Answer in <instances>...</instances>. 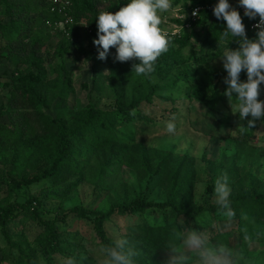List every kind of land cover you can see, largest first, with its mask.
<instances>
[{
    "label": "rangeland",
    "instance_id": "obj_1",
    "mask_svg": "<svg viewBox=\"0 0 264 264\" xmlns=\"http://www.w3.org/2000/svg\"><path fill=\"white\" fill-rule=\"evenodd\" d=\"M178 8V6L173 7L162 15V20L166 24L164 30L172 31L171 20L179 14ZM52 20L55 18H46L43 26L37 28L39 34L37 37L44 41L40 54L48 72L46 99L44 97L42 102L44 104L47 99L49 101L44 104L41 116L43 115L44 118L48 115L54 116L56 111L61 112L60 108L64 110L63 116L78 115L85 112L89 102L97 103L102 109H111L114 105V96L121 88L119 83L112 88L110 63L98 58L97 47L89 44L85 27H80L77 31L79 43L69 47L63 56L59 55L62 51L59 49L61 42L67 38L73 43L75 39L66 28L62 31L67 36H63L57 28L59 26L55 25L57 21L52 22ZM192 44L194 45V42ZM6 45V41L0 38V129L2 130L3 126L7 130H12L9 128H14L16 124L22 122H19L20 112L25 113L28 110L38 119L29 120L27 134L31 135L35 130L42 134L45 121L43 123L39 121L38 112L41 108L27 109L21 108L18 104L8 103L12 93L19 97L20 92L16 90L17 85L14 84L18 76L14 71L17 69L8 60L9 51ZM238 47L239 45L236 48ZM112 61L115 65L124 63L115 61L114 57ZM94 65L98 66L97 74L101 75V77L95 76L99 77L98 81L102 85L99 92L95 91L97 88L93 86ZM212 65L221 74L215 85L218 92L222 93L221 100L212 109L196 100H188L190 83H186L184 79H193L192 70L195 68L193 65L174 88L162 92L167 95L166 98L155 96L151 103L141 105L139 111L151 118L150 123L142 124L136 121L133 128L121 135L124 141H129V144L142 143L150 149L156 148L163 152L171 150L195 157L197 159L193 170L195 202L200 203L205 200L209 204L216 205L215 180L222 175H227L231 193L249 190L250 181H253L258 191L264 188V121H257L256 127L243 133L240 131L241 125L246 124V121H241L238 114L232 112L231 104L234 105L238 101L234 97L228 98L225 95L227 85L224 80L227 72L223 68L222 58L213 60ZM22 69L23 67H18V70ZM167 69L165 67L160 76H154L152 82L164 83L172 80L174 75L167 72ZM59 71L70 78L68 80L70 90L62 95L60 94L62 89H53L55 84H58ZM246 79L245 74L242 81ZM91 92L93 99L90 96ZM170 97L174 103L167 101ZM62 99L63 105L59 106L58 103ZM259 100L264 101V86L260 88ZM173 106L175 109L172 108ZM233 111H235L234 107ZM173 118L176 132L169 134L165 125ZM33 136L36 134L30 137ZM94 142L92 136L82 134L73 143L74 147L80 150L78 157L75 154L73 162V166H79L77 172H72L68 168L58 177L36 181H33L34 176L42 174V170L48 167L42 156L31 154L28 166L24 169L19 168L20 171L14 174L13 171L10 172L13 167V154L10 152L9 164L0 165V210L4 211L8 206L13 210V217L5 224L0 223V264H28L20 251L8 245L6 235L12 242L21 245L24 254L38 264H69V262L102 264L104 256L102 248L98 245L91 219L78 217L71 212V209L79 205L90 208L104 206L108 203V197L103 198L108 194L107 191H111L113 197L122 202L123 184H128L131 190L133 189L130 198L137 196L142 202H163L166 199L165 190L160 185L158 177L150 176L153 174V158L142 159L143 152L134 145L130 147L134 153H129L135 156L132 161L135 165L116 168L106 164L109 158L107 148L96 146ZM91 144L98 149L93 148ZM202 157H205L203 161ZM27 199L39 201V215L44 220L53 218L59 220V251L50 258L45 257L41 250L42 243L39 240L41 227L25 210L18 208L17 204H23ZM167 213L168 211L149 209L142 214L133 210L126 215L115 214L111 221L106 223V230L115 241L127 239L130 248L135 251L132 246L135 244L136 235L130 230L141 223L159 224ZM218 218L216 224L219 230L234 231L229 241V249L236 254L235 264H241L242 260L244 264H264V243L256 241L246 243L240 240L236 232L238 225L236 220L233 218L228 221L223 212ZM224 247L228 248V246ZM166 248L155 250L156 264H166L169 257ZM191 258L192 264H196L194 254H191Z\"/></svg>",
    "mask_w": 264,
    "mask_h": 264
},
{
    "label": "trees",
    "instance_id": "obj_2",
    "mask_svg": "<svg viewBox=\"0 0 264 264\" xmlns=\"http://www.w3.org/2000/svg\"><path fill=\"white\" fill-rule=\"evenodd\" d=\"M69 15L72 22L65 26L70 31V35L75 39L73 43L67 39L61 42L59 49L62 51L59 55L63 56L69 47H72L79 40L77 38L80 27H85L90 45H94L93 40L97 34V25L95 17L102 11H117L125 0H68ZM216 0H173V7L178 6L179 14L185 17V20L174 18L171 23L181 26L180 33L170 36L171 43L167 52L163 53L155 65V72L151 74V79L145 76H138L133 68V64L138 62L129 60L123 64H114L112 59L115 56V49H110V54L106 59L110 66V82L112 88L119 83L120 92L114 96V105L111 109H102L95 102H89L84 113L78 115L63 116L64 110L56 111L54 116L48 115L45 118L42 109L44 108L43 98L46 99L45 92L48 88V72L45 68V61L42 58L41 49L44 41L37 37V28L43 26V22L48 17L55 18L52 22L59 21L61 16L51 11L52 2L50 0H0V38L6 41V47L9 51L8 60L17 70L16 90L20 92L19 97L11 94L9 105H20L21 108L39 107V121L43 123L42 134L35 130L28 135L29 120L38 119L33 112L28 110L19 115V124H16L12 130L5 127L0 129V165L9 164L8 156L12 153L13 167L11 171L14 174L20 171L19 168H26L30 162L31 154H39L45 160L46 166L42 174L36 175L33 181L58 177L65 169H71L77 172L79 166H73L75 154H80V150L73 145L82 134L92 136L96 146L107 148L108 159L106 164L116 168L127 165L133 167L132 163L135 156L131 146L123 140V133L135 125L136 121L142 124L151 122V118L140 113L139 109L143 104H149L155 96L163 99L167 95L163 91L170 90L186 75L188 70L195 68L193 79H184L190 83L188 100H196L207 108L212 109L222 98V93L218 92L215 82L221 77L219 71L212 65V61L221 58L224 48L235 49L239 44L229 37H224L222 32L226 28V22L217 20L213 17V6ZM232 7L236 8L238 0H229ZM172 7V8H173ZM200 7L198 17L195 21L190 19V13L193 8ZM210 8V9H209ZM239 11L242 21L245 25V32L248 38L256 37L257 32L250 30V24L257 19H249ZM160 13L161 19H163ZM3 18H5L3 20ZM190 24L185 28L186 23ZM162 20L161 28L165 27ZM71 26V27H70ZM59 32L67 36L62 30ZM194 42V45L192 44ZM79 43V42H78ZM95 46V45H94ZM95 48V47H94ZM186 51V53H185ZM183 54L187 55L184 56ZM23 67L18 70V67ZM94 65L93 86L95 91L101 89L98 75L99 70ZM167 67V72H171L174 78L170 81L161 83L152 82L154 76H160L161 72ZM243 71L240 79L245 76ZM220 75V76H219ZM223 75V74H222ZM99 76V77H95ZM70 78L66 77L61 71L58 73V84L53 89H62V94H66L70 88L68 86ZM88 89L86 85H84ZM19 89V90H18ZM59 94V95H60ZM93 99L92 92L90 94ZM63 98L64 96H60ZM167 101L174 103L170 97ZM63 105V99L58 103ZM59 109L58 106H56ZM173 109L174 106L172 107ZM43 117V118H42ZM133 128V127H132ZM41 134V135H39ZM122 134V135H121ZM136 145L142 153V159H152L153 174L152 178L158 177L160 185L164 188L166 199L163 202H142L139 197L133 196L131 186L128 184L121 187L124 195L122 202L113 197L111 191H107L103 198L108 197L106 205L90 208L87 206H75L71 212L78 217H88L92 221L95 234L98 238V245L103 249L106 246L114 244L115 240L107 233L106 223L110 222L115 214L126 215L131 210L142 214L149 209L168 211L167 216L159 224L148 225L147 223L138 224L130 230L136 235L134 257L135 264H156L154 261V252L168 245L179 247V236L194 227L202 231L209 238L211 243L223 246H230L229 241L233 230H219L217 222L218 215L222 213L214 204L202 201L196 203L193 195L194 191V166L197 159L187 153H179L168 150L152 148L142 143ZM73 145V146H72ZM93 148L98 149L93 144ZM42 148V149H41ZM74 149V151H73ZM11 152V153H10ZM160 156H158V155ZM37 158V157H36ZM205 157H202V161ZM42 159V160H43ZM249 190H241L237 193H231L230 202L232 210L235 213L234 219L237 222L236 232L239 239L245 241H256L264 243V188L259 190L255 187L253 181H250ZM128 196V197H126ZM126 197V199H125ZM207 201V200H206ZM18 208L25 210L30 218L37 222L41 227L39 240L42 243V253L45 257H52L57 251L58 246V222L44 220L39 215V201L27 199L23 204H17ZM13 217V210L8 206L6 210H0V223H7ZM7 243L11 248L20 251L28 264H38L31 257L24 254L21 245L12 242L6 235ZM130 247V246H129ZM241 264H244L242 260Z\"/></svg>",
    "mask_w": 264,
    "mask_h": 264
},
{
    "label": "clouds",
    "instance_id": "obj_3",
    "mask_svg": "<svg viewBox=\"0 0 264 264\" xmlns=\"http://www.w3.org/2000/svg\"><path fill=\"white\" fill-rule=\"evenodd\" d=\"M249 19L259 18V29L255 38L250 39L245 32L242 17L229 0H216L212 12L217 20L226 22L222 32L224 37L234 38L239 47L226 46L220 55L223 68L227 72L224 80L227 88L225 95L234 97L238 103L231 104L233 113H237L242 124L240 131L256 127L257 121H264V101L259 100L260 88L264 86V0H238ZM173 0H125L114 13L99 12L96 17L97 34L93 40L97 47L98 58L106 60L110 49H115V61H138L133 64L138 76L151 79L158 58L168 51L170 36L162 30L160 13L168 12ZM246 73V81L240 79V73ZM233 107L235 111H233ZM166 131L175 134L173 120L166 122ZM215 204L221 209L228 221L235 213L232 210L227 175L215 180ZM179 247L167 246L169 257L166 264H192L194 254L196 264H235L236 254L223 245L213 244L210 238L195 228L188 229L179 236ZM102 264H135L136 252L129 247L127 239H119L102 249ZM72 264V262H69Z\"/></svg>",
    "mask_w": 264,
    "mask_h": 264
},
{
    "label": "built area",
    "instance_id": "obj_4",
    "mask_svg": "<svg viewBox=\"0 0 264 264\" xmlns=\"http://www.w3.org/2000/svg\"><path fill=\"white\" fill-rule=\"evenodd\" d=\"M52 2V7H51V11L56 13V14H59L61 17V19L59 21H57V23H55V25L59 26L57 27L58 29L60 30H65V26L70 24L72 22V18L71 16L69 15V6H70V3L68 0H50ZM103 1H109V0H103ZM201 8L200 7H195L192 9L191 13H190V19L192 21H195V19L198 17V12ZM210 9V8H209ZM237 10H240L242 14H244V10L243 8L238 5L236 7ZM174 18H178V19H181L182 21L185 20V17L181 14H177ZM258 20L257 19L256 21L252 22L250 24V30L251 31H256L258 32L259 29L256 27L257 23H258ZM185 28H189L190 27V24L189 22L186 23L184 25ZM172 28V31L170 30H164L165 32H167L170 36H173V35H177L180 33V30L182 29L181 26L173 23V25L171 26ZM65 33V32H64ZM67 35V34H66Z\"/></svg>",
    "mask_w": 264,
    "mask_h": 264
}]
</instances>
